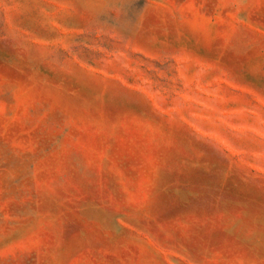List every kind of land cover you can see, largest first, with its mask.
Segmentation results:
<instances>
[{
    "label": "rangeland",
    "instance_id": "374dc122",
    "mask_svg": "<svg viewBox=\"0 0 264 264\" xmlns=\"http://www.w3.org/2000/svg\"><path fill=\"white\" fill-rule=\"evenodd\" d=\"M0 264H264V0H0Z\"/></svg>",
    "mask_w": 264,
    "mask_h": 264
}]
</instances>
